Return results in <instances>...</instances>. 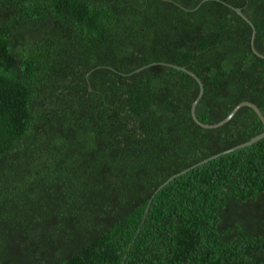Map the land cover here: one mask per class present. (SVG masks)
<instances>
[{
	"label": "trees",
	"instance_id": "trees-1",
	"mask_svg": "<svg viewBox=\"0 0 264 264\" xmlns=\"http://www.w3.org/2000/svg\"><path fill=\"white\" fill-rule=\"evenodd\" d=\"M234 8L264 56V0H0V264H264V139L192 168L264 126L166 66L264 116Z\"/></svg>",
	"mask_w": 264,
	"mask_h": 264
},
{
	"label": "water",
	"instance_id": "water-1",
	"mask_svg": "<svg viewBox=\"0 0 264 264\" xmlns=\"http://www.w3.org/2000/svg\"><path fill=\"white\" fill-rule=\"evenodd\" d=\"M234 11L236 12L237 15H239L246 23L249 24V26L252 28V37H251V42H250V48H251V51L252 53L257 56L258 58L264 60V56L261 55L260 53H258L255 48H254V45H253V40H254V34H255V31H254V28H253V25L252 23L247 19V17L241 12L240 9L238 8H234ZM155 63H152L151 65H154ZM166 66H169V67H172L173 69H176L178 71H182L186 74H188L189 76H191L198 84L199 86V91H198V94L196 96V98L194 99V101L192 102L191 104V108H190V114H191V118L192 120L194 121V123L203 128V129H216V128H219L221 127L222 125L226 124L234 115L235 113L241 108V107H249L251 108L255 114L257 115V117L259 118V120L261 121V123L263 124L264 126V116L262 115L261 111L258 109V107L256 105H254L253 103H250V102H241L239 103L238 105H236L232 111L220 122L218 123H215V124H205V123H202L201 121H199L195 115V108H196V105L197 103L199 102L200 98L202 97L203 95V91H204V88H203V84L202 82L200 81V79L192 72L188 71L187 69H185L184 67H181V66H177V65H171V64H166ZM264 139V132H262L261 134L251 138L249 141H247L246 143H243L241 145H238L236 147H233L231 149H228L226 151H223L222 153H219L217 155H214L200 163H198L197 165L193 166L192 168L196 167V166H200L202 164H205L207 163L208 161H211V160H214V159H217L218 157L222 156V155H226L228 153H231V152H234L236 150H239V149H242V148H246L248 146H251L252 144L260 141ZM188 170H185L179 174H176V175H173L172 177H170L168 180H166L162 185H160L154 195L159 191L161 190L164 186L168 185L174 178L182 175V174H185ZM152 195V197L154 196ZM151 202V200L149 201V203Z\"/></svg>",
	"mask_w": 264,
	"mask_h": 264
}]
</instances>
